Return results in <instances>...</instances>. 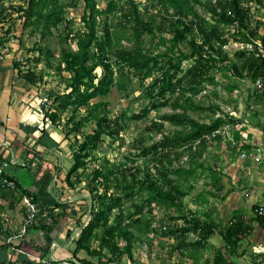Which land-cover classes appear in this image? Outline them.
<instances>
[{"label":"trees","instance_id":"obj_1","mask_svg":"<svg viewBox=\"0 0 264 264\" xmlns=\"http://www.w3.org/2000/svg\"><path fill=\"white\" fill-rule=\"evenodd\" d=\"M22 1L23 6L18 8L22 14L18 19L22 21L21 31L28 30L29 36L38 35L41 40H45L53 38L54 33H59L63 24L66 30L69 29L70 21L67 20L66 14L76 6L74 1ZM144 1L146 6L142 13L136 0H128L129 7L120 8L119 26L129 31L124 38L126 44L120 48L113 47V35L108 24L109 18L117 11V3L111 1L104 9H99L97 0H85L88 10L82 15L85 31L74 36L76 50L62 47L56 66L51 63L54 54L49 49L45 50L47 68H54L61 78L63 73H67L69 78L65 79L64 91H47L46 102L50 104L41 107L44 115L43 125L57 129L61 115L70 112L63 126L64 137L68 139L70 136L77 138L85 124L95 122V129L83 136L82 142H77L78 149L71 156L72 164L65 176V183L70 190L76 189L82 183L79 171L86 167L90 159H95L94 153L103 144L104 139L113 137L122 129L118 121L107 118L101 108V102L93 103L94 100L106 98L111 93L115 84V73L124 68L143 77H150L155 71L160 73L159 79L149 85L146 94L148 104L143 109V114L134 116L135 119L140 120L150 111L165 108L171 111L160 117V123L152 124L149 130L161 138L150 146L141 147V155L151 157L155 174L146 173L145 179L140 181L135 174L127 175L126 171H122L121 176H117L113 169L100 165L87 177L86 188L90 195V205L87 207L88 221L79 226L72 254L73 259L81 264H92L91 259H96L97 264H126L123 262L125 259L129 263L133 262V250L139 238L137 235L142 234L144 225L148 223L145 215L152 213L151 206L182 208L183 199L192 189L189 187L185 191L184 187L196 175L197 169L203 170L200 161L210 143L221 142L220 131L225 126H235L237 122L228 114H215L208 123H201L192 117L193 114L206 111L197 101V97L206 87L219 85L215 78L216 73L221 72L224 77L228 73L235 79H248L252 83L257 78L264 79V58L256 57L246 50H239L235 53L240 63L238 65L228 58L225 52L230 40L240 45H250L264 38L259 35L258 26L253 24L250 9L243 5L241 0ZM257 4L263 6L264 0H257ZM198 9L203 10L207 16H203ZM4 11L0 10V17ZM158 18L161 21L156 24ZM2 21L5 22L6 19L0 20V24ZM230 28L233 33H230ZM144 34L152 38L158 35L161 44L168 43L165 53L153 54L146 50L142 40ZM166 35L170 36L168 40ZM59 37L63 39L62 34ZM181 45L185 50L180 48ZM30 52H38L39 55L34 61L40 62L39 57L44 54V50L33 48ZM111 59L116 62L115 67L110 63ZM188 61L191 65L183 70L182 64ZM19 68L20 64L14 62L13 69L17 71L18 78L30 86H35L42 80V75L36 76L31 71L21 72ZM97 69L102 71L100 77L95 73ZM235 88L234 85L228 86L227 90L231 92ZM263 97L264 94H259L256 98ZM82 109L86 110V114L78 117ZM163 123H168L175 129L167 134L164 132ZM41 141L44 143L40 144ZM37 143L45 148L46 145L58 146L43 129ZM26 149L31 160L39 157L41 161L34 170L29 171L32 178L30 187H26L22 181L9 178L15 187L12 190L0 188V197L8 202L11 210L23 204L24 198L31 199L41 212L39 218L27 228V234L35 230L51 233L59 219L64 217L54 216L51 210L64 209L65 205L56 202V208L42 206L38 201V193H47L57 169L53 164L44 161L39 152ZM186 165L187 169L184 168ZM209 172L213 182L217 181L218 173L211 170ZM128 177H131V180H128ZM136 187H139L138 192ZM141 191L147 192L145 205L148 210L146 206L141 205L136 206L133 213H126V203L132 202L135 195ZM209 194L213 196L212 193ZM44 212H50L51 215L48 213L43 217ZM182 219L184 225L174 232H168L169 235L184 240L194 233L200 236V240L196 242L198 246L206 243L214 231L219 230L213 222L205 223L198 218L187 219L185 216H182ZM256 219L262 225V221L258 217ZM47 220H50V223ZM1 233L0 231L2 237ZM71 234L68 233V237H71ZM244 234L245 229L238 222L231 221L220 230L226 247L230 249L236 248ZM12 247L45 260V264H63L61 260H47L49 250L33 247L25 242V239L18 244L4 242L0 245V264H42L26 255H18L19 259L14 262L11 261V256L5 259L3 254ZM80 252H84L89 260H78L77 254ZM218 257L216 264H226L222 256Z\"/></svg>","mask_w":264,"mask_h":264},{"label":"rangeland","instance_id":"obj_2","mask_svg":"<svg viewBox=\"0 0 264 264\" xmlns=\"http://www.w3.org/2000/svg\"><path fill=\"white\" fill-rule=\"evenodd\" d=\"M68 2L74 1L76 6L70 9L67 14V20L70 21V27L66 30L65 24L60 27L59 33H54L53 38L41 40L38 35L29 36V31H21L22 21L18 19L21 16V12L18 11L19 7L23 6L22 0H0V10L4 9L3 15L0 20L6 19L5 22L0 24V66L13 67V63L20 64L19 70L21 72L31 71L36 76L42 75V80L35 86L30 87V101L35 103L40 108L42 106L49 105L50 102H46V94L48 90H54L61 92L65 90L66 80L69 78L67 73L62 74V78L55 72V69H49L46 66V54L45 50L49 49L54 57L51 59L53 66H56L59 60V54L61 48H65L71 51L76 50V40L74 36L78 33L84 32L85 27L82 21V15L88 10L85 7V0H66ZM115 1L117 3L116 13L109 18L108 24L110 25L111 33L113 35L114 48H120L126 44L125 37L129 34L128 30L122 29L119 26L121 18L120 8L129 7L128 0H97V7L104 9L109 2ZM139 2V10L144 12V6L146 3L144 0H136ZM242 4L247 6L252 15L253 24L260 29V36L264 37V5L259 6L257 0H241ZM203 16H207L203 10L198 9ZM160 18L156 20V24L160 23ZM231 29V28H230ZM230 33H233L232 29ZM262 33V34H261ZM63 35V39L59 35ZM68 36V38H67ZM169 39V35L165 36ZM144 42V48L150 50L153 54H164L169 44L165 45L159 42V36L155 38L144 34L142 38ZM42 48L44 54L41 55L40 62H35L34 59L39 55L38 52H30L32 49ZM182 50H185L183 45L180 46ZM241 48L240 44L232 42L225 48V52L228 54V58L237 62L239 61L235 57V53ZM110 63L115 67V61L110 60ZM191 65V62H184L182 69L185 70ZM96 75L100 77L102 75L101 69L95 71ZM17 75V71H15ZM244 75L245 72H242ZM160 73L155 71L150 77H143L137 75L127 68L115 73V84L111 89V93L106 98H100L94 100L93 103L101 102L102 110L109 120H115L120 123L122 129L118 131V134L113 137H106L103 144L94 153L95 159H90L87 162L85 168L79 171V176L82 181L77 186L79 191L76 193V200L85 202L82 204L81 217L85 223L87 220V207L90 205V195L86 188L87 177H89L95 168L100 165L107 166L113 169L117 176H121L122 171H126L127 175L135 174L137 180H144L146 173L155 174L154 163L151 157H143L141 155V147H147L157 142L161 136L150 132V128L154 123H160V117L166 113H171L168 108L161 109L159 111H150L140 120L134 118L136 115H142L143 109L148 104L146 94L149 90V85L155 80H158ZM216 80L219 82L218 86L206 87L205 91L197 97V101L205 108L206 111L202 113L193 114L192 117L201 123H208L214 118V115H226L232 117L233 110L232 100L235 98L236 93L233 91L228 92V86H237L239 96L243 98L246 95H251L253 92L252 82L248 79H235L233 76L226 73V77L221 72L216 73ZM257 96V95H256ZM246 97H244L245 99ZM251 101V100H250ZM245 103V101H244ZM250 111L257 110L255 104L254 109L250 108V103H245ZM212 108V109H210ZM243 108V106H242ZM212 110V111H211ZM86 110L79 111V116H84ZM124 115V116H123ZM70 116V112L63 113L61 115V122L57 130L61 135V144L65 150H67L68 165L71 166V156L75 150L78 149V143L82 142L83 136L92 133L95 129V122H90L84 125L81 135L74 138L70 136L68 139L64 137V122L66 118ZM234 118V117H232ZM164 132L170 134L175 128L168 124L163 123ZM233 125L225 126L220 132L222 135L221 142H211L209 148L202 158L203 170L197 169L196 175L190 179V182L185 185L184 190L187 191L189 187L192 189L188 191L187 197L183 199V206L179 208H164L163 206L152 205V213H146L147 225H144L142 234L137 235L139 238L135 243L133 250L134 261L129 263L126 259L123 261L126 264H216L218 256L227 261L229 260L230 250L226 247L221 235L220 230L230 224V216H223L220 219L219 216H215V210L219 206V200L214 199L209 193L214 194L213 179L209 170L215 173H219L218 169L232 168V164L235 162V151L231 149L230 138L233 133ZM67 129L65 128V131ZM78 142V143H77ZM106 161L107 163H105ZM188 168V166H184ZM221 168V170H223ZM221 173V172H220ZM17 178L30 187L31 175L28 176L29 183L26 184V180L22 178V173L17 169L15 172ZM30 177V178H29ZM222 179H230L227 175H221ZM72 180H75V175L72 176ZM131 180V177H128ZM136 191H139V187H136ZM72 194L69 197H74ZM68 197V198H69ZM147 198V192L141 191L136 194L132 202L126 203V213H133L136 206H146L145 199ZM72 200V199H71ZM148 210V207H145ZM25 214V213H23ZM27 216V214H26ZM25 216V217H26ZM182 216L187 219L198 218L202 222H213L219 227V230H215L213 236L202 246L196 244L200 240V236L192 233L189 234L184 240L170 236L168 232H174L177 228L184 225ZM24 217V218H25ZM181 218V220H176ZM26 219V218H25ZM1 220V219H0ZM80 222V221H79ZM78 222L74 228H77ZM10 234L2 232L0 236V242H6L8 237L15 235L16 230L11 229ZM65 247V243L61 244ZM16 253V252H14ZM55 259L62 257L70 258L72 256L69 248H63L59 250L54 248ZM48 258L52 259L49 252ZM88 258V257H87ZM94 260V264H97V260Z\"/></svg>","mask_w":264,"mask_h":264},{"label":"crops","instance_id":"obj_3","mask_svg":"<svg viewBox=\"0 0 264 264\" xmlns=\"http://www.w3.org/2000/svg\"><path fill=\"white\" fill-rule=\"evenodd\" d=\"M30 87L18 78L12 66H0V155L9 163L4 170L5 174L10 179L21 181L15 174L18 169L22 173V178L26 180V184L29 183L27 179L29 171L34 170L41 163L39 157L31 160L26 148L39 152L44 161L53 164L57 169L47 193H38V201L47 208H56V202L64 204V209L51 210L54 216L64 215V217L59 219V223L51 233L35 230L28 232L23 238L33 247L46 248L55 259L54 248L56 247L59 250L69 248L73 254L74 241L78 237L79 226L84 218L80 216V211L85 202L76 200L77 197L74 195L79 191L77 187L70 190L65 183V176L71 167L66 166L67 159L70 157L67 150L59 146L60 132L49 125H43L44 115L41 108L29 99ZM234 92L236 95L231 103L235 109L232 117L237 122L230 138V146L235 151L236 159L232 168L223 169L221 166L223 170L219 168V173H216L218 180H215V193L212 197L219 200L220 204L215 210V216L223 219V216L229 215L233 223L238 222L245 229V234L236 248L227 247L230 255L229 260H224L226 264H264V261L258 260L259 257L254 252L264 246V226L256 219L254 212L256 205L264 204V166L254 164L251 160L243 162L239 159L241 149L250 154L259 152L264 155V97L257 99L252 92L251 95L244 96L245 99L241 98L237 86ZM244 101L251 102L252 109L255 104L257 110L250 111L246 108ZM42 129L51 140L58 144L57 147L46 145L47 148H45L37 143ZM43 143V141L40 142V144ZM221 175H227L230 179H222ZM70 194L74 197H69ZM23 213L27 214L24 204L21 203L11 210L8 202L0 197V231L10 234L9 231L15 229L16 235L25 221ZM48 213L51 215L50 212ZM47 221L50 223V220ZM77 222L79 225L74 228ZM68 233H72L71 237H68ZM3 243L1 241L0 245ZM62 243L66 246L62 247ZM11 249H7L3 255L5 259L11 256V261L14 262L19 259V256ZM46 259H49L48 256ZM69 259H73V255L70 258L62 257L57 260ZM77 259L89 260L84 252L78 253ZM90 262L95 263L93 259Z\"/></svg>","mask_w":264,"mask_h":264},{"label":"built area","instance_id":"obj_4","mask_svg":"<svg viewBox=\"0 0 264 264\" xmlns=\"http://www.w3.org/2000/svg\"><path fill=\"white\" fill-rule=\"evenodd\" d=\"M241 50H246L248 52L253 53L256 57L264 58V38L253 42L250 45H241ZM253 93L255 95L264 94V79L257 78L252 83ZM239 159L243 162L251 160L254 164L264 166V155L257 152L256 154H250L248 151L240 150L239 151ZM9 166L2 156L0 155V188L6 190H12L15 187L13 181L9 179V177L5 174L4 170ZM23 204L27 210V218L25 219L21 229L18 231L16 235L9 237L6 243L18 242L21 241L27 234V228H29L35 220L39 218V214L41 210L37 207V205L33 204L31 199L24 198ZM255 216L258 217L262 221V226H264V204L256 205L254 208ZM43 217L47 216L46 213L42 214ZM88 221V216L87 220ZM85 222V224H86ZM12 251L16 252L18 255H26L31 260L36 262H40L45 264V260H41L37 256H32L27 254L16 247H12ZM255 254L259 257V261H264V246L259 247L257 250L254 251ZM50 261H56L53 257ZM63 264H81L74 259L64 260L62 261Z\"/></svg>","mask_w":264,"mask_h":264}]
</instances>
